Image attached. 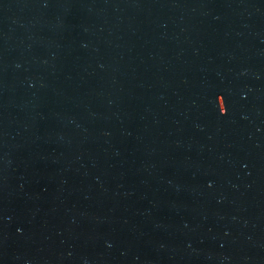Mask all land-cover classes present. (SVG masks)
Wrapping results in <instances>:
<instances>
[{
	"label": "water",
	"instance_id": "1",
	"mask_svg": "<svg viewBox=\"0 0 264 264\" xmlns=\"http://www.w3.org/2000/svg\"><path fill=\"white\" fill-rule=\"evenodd\" d=\"M0 264H264V0H0Z\"/></svg>",
	"mask_w": 264,
	"mask_h": 264
}]
</instances>
